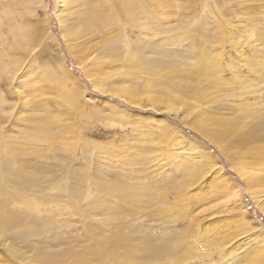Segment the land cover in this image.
Returning a JSON list of instances; mask_svg holds the SVG:
<instances>
[{"label": "rangeland", "instance_id": "374dc122", "mask_svg": "<svg viewBox=\"0 0 264 264\" xmlns=\"http://www.w3.org/2000/svg\"><path fill=\"white\" fill-rule=\"evenodd\" d=\"M150 1L83 32L74 0H0V264H264V163L192 126L264 147V0Z\"/></svg>", "mask_w": 264, "mask_h": 264}, {"label": "bare ground", "instance_id": "6f19581e", "mask_svg": "<svg viewBox=\"0 0 264 264\" xmlns=\"http://www.w3.org/2000/svg\"><path fill=\"white\" fill-rule=\"evenodd\" d=\"M76 3H77V6L79 4V9L82 10L79 12H82L81 14H79V18L78 20H75V21H78V24L81 26V28H83V32H91L92 29H94L95 31L97 30V28L95 27H99L101 29H104V30H108L109 28H111L112 26V21H113V14H117L119 13L120 15H122L123 17H131L133 15H138L140 18H142L144 16V14H146L147 12V5H150L147 3V0H117V4L115 6V8L113 9L108 7V4H107V1L106 0H74ZM154 0H151L150 2H152ZM72 3V2H71ZM74 3V2H73ZM98 3V4H97ZM152 5V3H151ZM72 6V4H71ZM75 7V6H74ZM151 7V6H149ZM71 9V8H70ZM69 9V10H70ZM78 9V8H77ZM150 9V8H148ZM76 10V9H75ZM75 10H74V13H75ZM85 11V12H84ZM146 11V12H145ZM72 12V11H71ZM105 12H108L105 14ZM114 12V13H112ZM152 12V11H151ZM149 12V13H151ZM78 15V13H75V15ZM148 14V13H147ZM147 14L145 15V17L147 16ZM78 17V16H77ZM144 17V18H145ZM70 18V16H69ZM74 17H72V21L75 19H73ZM143 18V19H144ZM73 21V22H75ZM141 24V22L139 23ZM145 24V23H143ZM77 25V23H76ZM75 26V25H74ZM141 26V25H140ZM144 26V25H143ZM146 26V24H145ZM76 27V26H75ZM74 29V28H73ZM75 30V29H74ZM76 37H79V33H78V30L76 29ZM97 32V31H96ZM73 33V32H72ZM75 35V32L74 34ZM82 36V35H81ZM89 39V38H88ZM129 51V50H128ZM131 53L129 52V54L127 53V55H130ZM133 55V54H132ZM131 57H128L129 60H131L132 58H134V56ZM205 59V58H204ZM203 59V60H204ZM96 60V59H95ZM114 60V59H113ZM206 60V59H205ZM206 62V61H205ZM100 63V62H99ZM104 63V62H103ZM114 63V62H113ZM143 64V63H142ZM103 65V64H101ZM206 65V64H205ZM99 67L100 64L98 65ZM204 66V64H203ZM98 67V68H99ZM207 67V66H205ZM100 69V68H99ZM102 69V68H101ZM100 69V70H101ZM92 71V70H91ZM93 72V71H92ZM200 72V71H199ZM198 72V73H199ZM64 73V76L66 75V73L63 71ZM51 73L49 72H46L44 74H42V76H40V79H41V84L43 82H46L47 78H49L51 75ZM162 74V73H161ZM200 75H204V72L199 73ZM49 76V77H48ZM156 76V75H155ZM206 76V74L204 75V77ZM67 77V75L65 76ZM162 77V76H161ZM207 77V76H206ZM209 78V76L207 77ZM32 79V78H31ZM163 80V79H162ZM169 80V79H168ZM38 81V80H37ZM38 81V83H39ZM160 81V79H159ZM152 82V81H151ZM158 82V81H157ZM156 83V82H155ZM162 83L164 84V81H162ZM34 83H32V86H33ZM130 84V83H129ZM160 83H158L159 85ZM29 85V84H28ZM177 85V84H176ZM37 86V85H35ZM130 86V85H129ZM148 86V85H147ZM160 86H162L160 84ZM127 87V86H126ZM149 87V86H148ZM159 86H157V89L156 90H159L160 88H158ZM168 87V86H167ZM179 88V86H177ZM32 88V87H31ZM134 89V87L131 86V89ZM171 88V87H170ZM38 89V88H36ZM129 88H127L125 91L127 92ZM136 89V88H135ZM134 89V91H135ZM172 89V88H171ZM175 89V88H174ZM32 90V89H30ZM191 89H189L190 91ZM130 91V90H129ZM133 91V90H131ZM183 91H184V88H183ZM194 91V90H193ZM116 91H114L115 93ZM158 92V91H157ZM192 92V90L190 91V93ZM135 93V92H134ZM160 94H153L156 98L158 95V99L159 97L161 96L162 98V95L164 93H161L159 92ZM172 93V92H171ZM182 93V92H181ZM68 94V93H67ZM129 95V97H131L130 93H126ZM175 94V93H174ZM177 94V93H176ZM183 94V93H182ZM184 94L185 96H180V100H183L185 101L186 98V95L187 93L184 91ZM135 95V94H134ZM151 97V95H150ZM164 99H167L166 97V94H164ZM170 97V96H169ZM168 97V98H169ZM171 97H173L171 95ZM72 98V97H71ZM178 98V96L176 97ZM132 100V99H130ZM212 121L214 119H211ZM204 121V122H203ZM208 121L205 120V118H199L198 119V123H194L192 126L194 127L195 130H197L198 132L202 133L203 136L208 139L210 142H212L213 144L216 145V147H218L219 149H221L222 152H224V155L226 154V156L231 160V162L233 163V166H238V169L242 170L243 172H246L247 173V177L249 179L248 182H255L256 180H259V176L260 174L258 172H251L249 170H246L244 167L245 165L247 164V160L250 159V162H254V164H262L264 163V147L263 145H261L260 143H254L252 145V147L250 149H248V147L246 146L245 149H239V151H236L234 156H232L229 152V147L231 146H226L224 144L223 141H225V139L228 140H232L233 142V135L235 136V134H238L235 132V130L233 131L234 129V125L231 123V122H220L218 121L219 123H216V121L212 122L210 125H213L215 126L213 129H209V128H206L202 125V123H207ZM225 123V127H222L220 126L221 124ZM219 125V126H218ZM240 134V133H239ZM247 135L246 133H242L239 136H236L237 139H246ZM249 138V136L247 137ZM226 142V141H225ZM235 142V141H234ZM233 142V143H234ZM235 144V143H234ZM263 144V143H262ZM4 146V145H3ZM232 149V148H231ZM6 150V149H5ZM4 150V151H5ZM15 151V150H14ZM13 154V153H12ZM231 156V157H230ZM208 157V156H207ZM210 157V156H209ZM242 161V162H241ZM230 162V163H231ZM249 164V163H248ZM248 166V165H246ZM161 209V208H160ZM10 219L7 218L6 216H4L3 214H1L0 212V231H4V229L8 228V226L10 225ZM104 247V245L102 246ZM70 253V252H69ZM69 256H73L75 258V260H79L77 262H79L80 264H87L86 262H84V260L86 259L83 255H75L71 254V255H67L66 257H69ZM38 257V256H37ZM63 256H60V257H46V256H43V257H39V258H36V260L39 262V264H51V263H55V262H58V260H60L59 258H62ZM72 257V259H73ZM101 257V256H100ZM33 260V258H31ZM35 260V259H34ZM35 260V261H36ZM31 261V260H30ZM81 261V262H80ZM33 262V261H31ZM30 263V262H29ZM34 263V262H33ZM32 263V264H33ZM78 263V264H79ZM35 264V263H34ZM37 264V263H36Z\"/></svg>", "mask_w": 264, "mask_h": 264}]
</instances>
